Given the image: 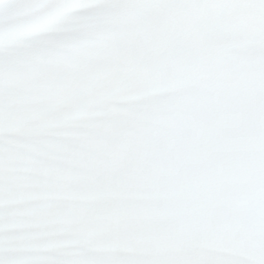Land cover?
<instances>
[{"label": "snow or ice", "instance_id": "snow-or-ice-1", "mask_svg": "<svg viewBox=\"0 0 264 264\" xmlns=\"http://www.w3.org/2000/svg\"><path fill=\"white\" fill-rule=\"evenodd\" d=\"M0 264H264V0H0Z\"/></svg>", "mask_w": 264, "mask_h": 264}]
</instances>
